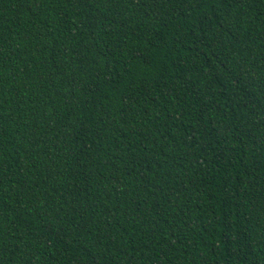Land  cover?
<instances>
[{"label": "trees", "instance_id": "trees-1", "mask_svg": "<svg viewBox=\"0 0 264 264\" xmlns=\"http://www.w3.org/2000/svg\"><path fill=\"white\" fill-rule=\"evenodd\" d=\"M0 264H264V0H0Z\"/></svg>", "mask_w": 264, "mask_h": 264}]
</instances>
